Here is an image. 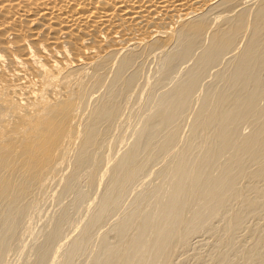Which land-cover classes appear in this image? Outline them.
I'll list each match as a JSON object with an SVG mask.
<instances>
[{
  "label": "bare ground",
  "instance_id": "1",
  "mask_svg": "<svg viewBox=\"0 0 264 264\" xmlns=\"http://www.w3.org/2000/svg\"><path fill=\"white\" fill-rule=\"evenodd\" d=\"M0 264H264V0H0Z\"/></svg>",
  "mask_w": 264,
  "mask_h": 264
}]
</instances>
